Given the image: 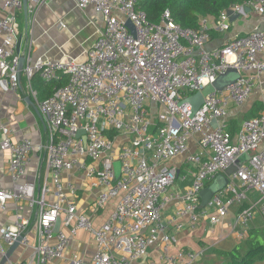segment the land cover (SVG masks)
Returning a JSON list of instances; mask_svg holds the SVG:
<instances>
[{"label":"built area","instance_id":"1","mask_svg":"<svg viewBox=\"0 0 264 264\" xmlns=\"http://www.w3.org/2000/svg\"><path fill=\"white\" fill-rule=\"evenodd\" d=\"M50 1L28 0V14L37 15ZM74 1L82 11L94 6L105 21L86 60H34L30 51L21 68L16 49L24 0H0L6 13L0 17L1 82L9 80L11 90L18 92L24 72L48 131L46 144L39 147L27 138L15 143L0 117V150L10 153L12 182L9 189L0 184V208L27 201L38 219L35 243L28 234L29 220L21 216L0 226V254L6 256L5 245L11 249L21 240L33 254L9 264H50L65 259L72 240L83 231L94 239L93 260L86 263L74 255L70 264H135L154 247L164 264H194L202 253L171 254L179 244L178 233L196 231L204 221L216 227L229 217L231 207L241 205L235 227L242 237L255 218L264 223V113L244 120L237 132L230 113L232 106L245 107L256 89L264 95V31L255 29L214 51L206 48L213 32L230 31L229 11L241 17L250 9L263 16L264 0L234 4L212 21L201 18L197 30L177 25L169 11L159 23L149 21L139 8L142 0ZM128 21L135 30L127 27ZM231 71L239 78L207 95L199 110L184 103ZM36 77L46 85L63 77L68 81L42 99L33 85ZM121 137L128 142L120 143ZM34 153L45 155V172L23 182ZM243 157L247 161L238 165ZM180 158L195 171L191 183L174 193L179 179L188 182L174 166ZM116 163L121 164L119 178ZM233 166L237 170L228 176L227 186L204 202L203 192ZM68 172L83 174L89 187L100 191L95 212L115 204L100 227L92 215L78 211L80 189L63 181ZM175 203L181 206L166 220L165 211Z\"/></svg>","mask_w":264,"mask_h":264},{"label":"crops","instance_id":"2","mask_svg":"<svg viewBox=\"0 0 264 264\" xmlns=\"http://www.w3.org/2000/svg\"><path fill=\"white\" fill-rule=\"evenodd\" d=\"M5 14L0 3V17H4ZM20 15L22 16V22H18L19 37L16 51L24 59L23 67L26 65L24 56L30 51L34 60L44 58L75 61L77 63L85 61L87 51L94 44L105 25L103 16L96 14L94 6L82 11L78 9L74 0H51L35 16L28 14V17H26L24 11ZM201 18H206L209 21L215 19L213 17ZM60 24L65 25V28H61ZM255 29L264 31V15H258L253 11L247 12V16L232 20V27L229 32L225 34L213 32L212 39L206 48L209 51L223 48L229 40L244 36ZM235 78V74L226 78L221 77L219 83L224 85L230 79ZM1 80L3 79L0 77V117L2 123L8 125L12 130V140L16 143L21 139L27 138L32 140L36 147L46 144L47 127L36 102L30 94L27 76L24 72L21 73V87L18 92L11 90L9 80L2 82ZM34 88L39 91L40 98H44L46 97V89L49 87L42 82L34 85ZM32 103L35 105H32ZM246 108H249V112L246 111L247 113H245ZM230 113L232 131L237 132L244 120L264 113V95L262 90L256 89L245 107L235 108L232 106ZM2 138L3 136L0 132V144ZM195 140L196 138L191 144L193 150L197 151L198 149L194 147ZM125 142H128L127 139L121 137L120 143ZM44 156L38 153H34L31 156L28 165V176L23 182H32L39 174L42 175L45 172ZM9 161L10 153L0 150V184L7 189L12 187L9 176ZM174 166L179 169L180 177L185 176L188 179V182H182L181 179L176 182L172 187V192L175 193L183 191L191 183L192 174L195 170L187 165L183 158L175 161ZM62 178L65 183H73L79 187L78 211L92 215L96 227H100L111 218L115 211V204L111 203L104 210L95 212V202L100 191L92 190L83 174L68 172L64 173ZM40 185L38 182V193L40 192ZM50 187L53 186L50 185ZM50 199L51 201L54 200L53 194ZM178 206H181V203H175L165 211L166 220L175 213ZM242 207V205L231 207L229 217L216 227H212L209 222L204 221L196 231L187 230L178 233L179 244L172 249L171 254L175 255L180 251L202 253V257L194 264H226L228 260L222 257L220 252H231L236 248L241 250L243 256L246 255L251 246L249 243L251 240L250 235L258 231L264 237V223L260 217L255 218L249 225L247 235L242 237L241 228L235 227ZM18 216L29 220L28 234L32 243H35L37 236L35 226L38 220L37 210L32 209L27 201L9 202L6 209L0 208V226L4 227L11 224ZM171 231L175 233L173 229ZM66 232L68 233L67 230ZM5 249L7 254L11 250L6 245ZM95 250L94 239L89 234L81 231L72 240L66 258L50 264H70L74 255H78L86 263H89L93 260ZM32 254L31 248L20 245L6 263L4 261L7 255L0 254V264L18 263L30 258ZM135 264H164L161 260L159 247L151 248L149 254ZM252 264H264V254H258Z\"/></svg>","mask_w":264,"mask_h":264},{"label":"trees","instance_id":"3","mask_svg":"<svg viewBox=\"0 0 264 264\" xmlns=\"http://www.w3.org/2000/svg\"><path fill=\"white\" fill-rule=\"evenodd\" d=\"M244 1L246 0H142L139 8L153 23H159L163 14L169 11L177 25L197 30L200 28V17L218 18L223 10ZM37 79L39 78L33 80V85L42 83ZM67 81V77H63L60 82L47 85L49 88L46 91L49 93L46 92V97L42 99L50 97L54 87L65 86ZM250 238V250L244 256L239 248L231 252H220V255L228 260L226 264H252L258 254H264V237L257 231L252 233Z\"/></svg>","mask_w":264,"mask_h":264},{"label":"water","instance_id":"4","mask_svg":"<svg viewBox=\"0 0 264 264\" xmlns=\"http://www.w3.org/2000/svg\"><path fill=\"white\" fill-rule=\"evenodd\" d=\"M246 11L250 12V9H246ZM24 12H25L26 17H28V0H24ZM228 14L230 16H232V20H235L236 18L239 17V15H233L232 11H229ZM127 27L130 28L131 30H135L131 21L127 22ZM19 47H20V43H19ZM23 65H24V59L22 58L21 68H23ZM232 74L236 75L235 79H230L224 85H220V83L218 81L214 86H209L204 91L198 92L195 95L191 96L184 103L190 104L193 108V111L196 112L197 110H199L203 106L205 97L207 95L213 93L216 89L223 88L224 86L234 82L240 76L239 73H237L235 71H231L228 75L224 76V78L232 76ZM32 105H35V104L32 103ZM83 134H84V132H80L79 135L81 136ZM236 170H237V167L233 166L227 171L225 176L221 175V176L217 177L215 182L203 192V194H202L203 195V201L208 202L209 200H211V198L216 193L222 191L227 186V184L229 182L228 176L232 175ZM20 242H21V240L18 243H16L14 245V247H12L11 250L8 252V254L5 258V261H4L5 263L12 257L14 252L18 249V247L20 246Z\"/></svg>","mask_w":264,"mask_h":264},{"label":"rangeland","instance_id":"5","mask_svg":"<svg viewBox=\"0 0 264 264\" xmlns=\"http://www.w3.org/2000/svg\"><path fill=\"white\" fill-rule=\"evenodd\" d=\"M22 16L20 15L19 18H18V22H22ZM249 112V108H246L245 109V113ZM247 161V157H243L242 159H240L238 161V165H243L245 162ZM116 174H117V177L119 178L120 177V171H121V164L120 163H116Z\"/></svg>","mask_w":264,"mask_h":264}]
</instances>
